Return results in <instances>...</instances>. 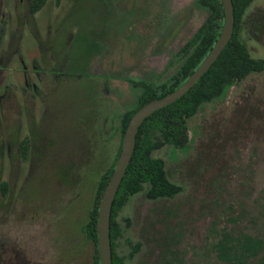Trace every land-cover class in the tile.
Returning a JSON list of instances; mask_svg holds the SVG:
<instances>
[{
	"label": "rangeland",
	"instance_id": "374dc122",
	"mask_svg": "<svg viewBox=\"0 0 264 264\" xmlns=\"http://www.w3.org/2000/svg\"><path fill=\"white\" fill-rule=\"evenodd\" d=\"M26 2L2 0L0 53L7 57L15 49L28 62L33 25L40 39L55 29L63 35L59 43L64 35L69 39L61 50L63 69L50 70L58 78L48 97L55 126L51 151L43 148L38 161L34 145L22 155L14 144L0 169V180L9 184L0 197V264H90L92 248L83 242L82 226L108 162L99 172L101 163L86 173L77 166L80 158L95 162L91 133L98 113L93 116L87 82L99 83L91 93L110 103L107 129L119 127V114L138 94L134 86L157 87L170 77L179 65L173 54L206 12L196 0H46L31 14ZM19 21L25 22L21 28ZM241 26L252 56L264 59V0H253ZM19 72L8 63L9 99L20 96ZM14 120L10 108L8 124ZM2 129L0 122L3 140ZM106 131L114 152L118 137ZM189 135L186 147L155 152L182 191L157 202L142 193L132 197L117 215L123 227L118 254L126 257L124 264H264V70L205 105L191 119ZM105 153L109 149L102 162Z\"/></svg>",
	"mask_w": 264,
	"mask_h": 264
},
{
	"label": "trees",
	"instance_id": "16d2710c",
	"mask_svg": "<svg viewBox=\"0 0 264 264\" xmlns=\"http://www.w3.org/2000/svg\"><path fill=\"white\" fill-rule=\"evenodd\" d=\"M252 2L253 0H232L234 12L233 33L218 58L187 93L175 102L155 111L139 127L132 157L111 207L109 237L112 249V264H124L126 261V257L120 256L117 252L120 238L123 236V227L118 222L117 215L128 201L140 193L152 202L168 200L173 199L182 191L181 184L170 178L166 161L156 156L155 152L166 146L170 147L171 150L186 147L192 138L189 135L191 119L205 105L212 104L225 97L230 87L248 76L264 70V59L252 56L241 32L242 21ZM45 3L46 0H32L29 8L35 12L40 10ZM196 5L206 12V18L180 50L173 54V58H177L179 65L170 77L157 87L143 83L139 86L135 85L134 88L138 91V94L135 95V102L131 106L128 105L119 114V127L111 125L107 129L105 124L107 118H110L111 122L113 120L109 110L110 103L103 102L100 116L95 117L93 132L91 133V151L95 162L92 161L89 164L87 162L86 164V161H84L81 168L86 173L87 168L101 163L96 170L99 172L103 164L108 162V165L97 181L93 207L86 223L82 226L90 228L89 231L93 238L94 254L90 264H99L96 233L98 202L113 169L123 133L131 115L148 100L161 97L184 82L205 58L219 34L223 17L221 1L196 0ZM106 130H109V137L115 133L118 137L114 152L110 151V145H106L110 141L109 139L105 140ZM23 149L25 150L24 146ZM107 149L110 153H105V155L109 156L102 162L101 154ZM5 152L3 140L0 139V169H2L4 163ZM23 152V155L27 154L25 151ZM75 168L78 170L77 166ZM8 191L9 184L0 180V197H5ZM125 221L127 225L130 224L129 219ZM139 246L138 241L131 245L130 257L137 252Z\"/></svg>",
	"mask_w": 264,
	"mask_h": 264
},
{
	"label": "flooded vegetation",
	"instance_id": "af4514ba",
	"mask_svg": "<svg viewBox=\"0 0 264 264\" xmlns=\"http://www.w3.org/2000/svg\"><path fill=\"white\" fill-rule=\"evenodd\" d=\"M31 1L32 0H27V9L29 13L34 14L37 11L33 12L30 10L29 5ZM1 2L2 0H0V17H4L5 11L2 9ZM8 15L11 17L10 14ZM18 23V27L21 28L25 22L19 21ZM19 31L22 32L21 29H19ZM62 36V33L58 32V29H55L51 34L46 35L45 38L41 36L40 39L37 26L33 25L31 29L33 51L31 55L28 56V62L24 61L23 55L18 54V51L15 49H13L7 57L3 55L5 51L0 53V122L2 123V130L4 132L3 142L6 151L5 158L11 156L10 148L14 147V144L16 150L22 155L24 153L23 151H27L26 148L29 144L30 146L34 145L32 147L34 150L33 155L36 156L37 160L42 151L45 152L46 150V153L51 151L50 136L55 132V126L51 124L52 122L48 118L51 108V102L48 101V97L52 94L54 89L58 88L56 86L58 78H55L53 72L51 73L50 70L54 71V69H57V71L59 70V72H61L60 70L64 67L61 50L64 51V49H66L69 35H64L65 40L63 44L59 43V39ZM17 37L16 47H18V42L20 41L19 39L22 38V35L20 37L19 34ZM55 38L56 40H54ZM42 42H44V45H42ZM8 63L11 64L12 68L20 71L19 74L22 79L19 93L20 96L18 95L15 99L7 98L8 85L5 81V75ZM90 83L91 84L87 82L90 86L88 92L90 101L95 100V102L91 103L94 107L93 116H96L97 113V115L100 116L103 99L101 94L97 95L96 93H91L92 85H95V92H97V85H99V83L93 82L92 80H90ZM10 108L14 109L15 120L12 121L11 124H8L7 110H10ZM54 123L56 124V121ZM115 136L116 133L114 135L111 134V137L114 138ZM23 137L26 138V141L23 140ZM41 143H44L45 145H40ZM23 146L25 147V150L23 149ZM43 148H45V150H43ZM80 160L81 158L77 164L78 167H81V165L84 164V161ZM38 161L36 163H38ZM90 212L91 211H89V213ZM89 230V227H82L83 242L85 245L92 248L90 253L92 259L94 254V243Z\"/></svg>",
	"mask_w": 264,
	"mask_h": 264
},
{
	"label": "water",
	"instance_id": "95a60500",
	"mask_svg": "<svg viewBox=\"0 0 264 264\" xmlns=\"http://www.w3.org/2000/svg\"><path fill=\"white\" fill-rule=\"evenodd\" d=\"M220 1L223 13L222 25L213 46L205 58L177 88L161 97L152 98L137 108L125 127L119 153L98 202L96 233L99 264H112V249L109 237L111 207L132 157L139 127L155 111L175 102L187 93L215 62L232 37L234 28L232 0Z\"/></svg>",
	"mask_w": 264,
	"mask_h": 264
}]
</instances>
